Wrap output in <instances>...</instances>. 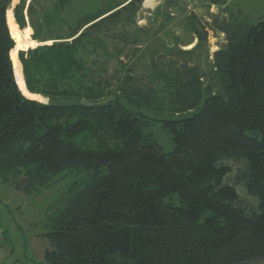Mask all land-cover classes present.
I'll return each instance as SVG.
<instances>
[{
    "label": "trees",
    "instance_id": "16d2710c",
    "mask_svg": "<svg viewBox=\"0 0 264 264\" xmlns=\"http://www.w3.org/2000/svg\"><path fill=\"white\" fill-rule=\"evenodd\" d=\"M81 1L19 0L10 13L0 0V182L30 196L82 175L46 216L44 264L263 260L264 14L249 22L228 0H201L218 13L184 17L197 40L185 50L168 29L182 0L144 25L143 0ZM10 14L39 43L18 51L26 88ZM210 30L224 44L206 72L195 55Z\"/></svg>",
    "mask_w": 264,
    "mask_h": 264
},
{
    "label": "rangeland",
    "instance_id": "374dc122",
    "mask_svg": "<svg viewBox=\"0 0 264 264\" xmlns=\"http://www.w3.org/2000/svg\"><path fill=\"white\" fill-rule=\"evenodd\" d=\"M18 1L11 0L10 13ZM182 1L184 10L180 15L174 13L168 29L181 35L180 41L185 44L181 48L186 50L192 48L197 40L194 39L193 43L187 44L191 36L183 30L184 17L194 14L203 20L208 18V13H218V10L215 7L206 9L201 0ZM28 2L29 0H26V6ZM162 3L163 0H143L142 10L137 19L138 24H146L147 17ZM228 3L230 8L240 9L243 17L249 22H256L264 14V0H228ZM169 11L175 12V9L170 8ZM10 16L12 17L11 14ZM10 22L12 24L11 20ZM31 33L30 28V38ZM223 44V35L210 30L207 45L204 44L195 55V62L200 64L203 71L207 72L211 68V53ZM152 45L157 47L159 42L154 41ZM42 98L43 100L40 98L41 101H47L44 97ZM149 114L154 115L153 112ZM161 125L162 122L155 121L150 130L156 136L163 151L167 152L172 149L173 143ZM78 178H82V175L61 177L54 185L30 196H26L16 191L12 186L0 182V226L3 231L2 238H0V264H44L43 250L47 241L40 234L44 230L43 224L46 216L49 211L53 212L64 200L69 186ZM238 191L244 203L256 204V200L246 195L240 187H238ZM252 264H264V259Z\"/></svg>",
    "mask_w": 264,
    "mask_h": 264
},
{
    "label": "bare ground",
    "instance_id": "6f19581e",
    "mask_svg": "<svg viewBox=\"0 0 264 264\" xmlns=\"http://www.w3.org/2000/svg\"><path fill=\"white\" fill-rule=\"evenodd\" d=\"M11 21H12V28H11L10 32H11L12 38L15 41V47L12 49V51L10 53L12 61H13L14 75H15L17 82L22 87H25L24 79H23V75H22V70H21L20 62L17 58V54H18V50L20 48H26L28 46H31V47L35 46L36 41L32 40L29 37L28 31H22L16 26L13 15L11 17Z\"/></svg>",
    "mask_w": 264,
    "mask_h": 264
},
{
    "label": "water",
    "instance_id": "95a60500",
    "mask_svg": "<svg viewBox=\"0 0 264 264\" xmlns=\"http://www.w3.org/2000/svg\"><path fill=\"white\" fill-rule=\"evenodd\" d=\"M14 43H15V41H14ZM39 43H37L36 42V45H38ZM35 45V46H36ZM15 46V45H14ZM29 47H31V46H28V47H26V48H20L18 51H20V50H26L27 48H29ZM34 47V46H33ZM11 58V57H10ZM17 58H18V54H17ZM14 71V70H13ZM15 81H16V79H15ZM16 83H17V81H16ZM17 85H18V83H17ZM18 87H19V85H18ZM26 88V87H25ZM20 89V88H19ZM27 90V89H26Z\"/></svg>",
    "mask_w": 264,
    "mask_h": 264
},
{
    "label": "built area",
    "instance_id": "2783aa9c",
    "mask_svg": "<svg viewBox=\"0 0 264 264\" xmlns=\"http://www.w3.org/2000/svg\"><path fill=\"white\" fill-rule=\"evenodd\" d=\"M0 238H2V228L0 226Z\"/></svg>",
    "mask_w": 264,
    "mask_h": 264
}]
</instances>
